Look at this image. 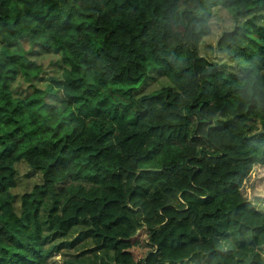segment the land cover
I'll use <instances>...</instances> for the list:
<instances>
[{
  "label": "trees",
  "instance_id": "16d2710c",
  "mask_svg": "<svg viewBox=\"0 0 264 264\" xmlns=\"http://www.w3.org/2000/svg\"><path fill=\"white\" fill-rule=\"evenodd\" d=\"M214 8L243 19L224 69L197 52ZM153 69L172 86L135 98ZM255 167L264 0H0V264H264Z\"/></svg>",
  "mask_w": 264,
  "mask_h": 264
},
{
  "label": "rangeland",
  "instance_id": "374dc122",
  "mask_svg": "<svg viewBox=\"0 0 264 264\" xmlns=\"http://www.w3.org/2000/svg\"><path fill=\"white\" fill-rule=\"evenodd\" d=\"M209 35L203 37L197 46L198 55L204 57L209 61L214 68H226V61L224 53L216 48L218 37L224 31H230L236 24L240 23L243 19H234V17L223 8H214L209 13ZM221 52V53H220ZM55 57L47 56L42 59L43 66L48 75H59L61 71L56 65L49 71V64ZM159 72L155 69L151 70L145 75L141 82L135 87L133 95L135 98L157 92L162 87H171L172 83L166 77L159 76ZM16 170V186L12 189L13 202L17 207L19 205V198L24 191L30 190L35 183H40V175L30 168L24 160H19L15 164ZM242 192L253 201L256 208L264 211V167H255L249 173L246 182L242 185ZM195 260H186L178 264H194ZM51 264H63L60 256L51 258Z\"/></svg>",
  "mask_w": 264,
  "mask_h": 264
}]
</instances>
